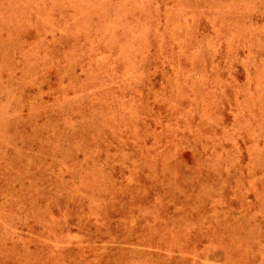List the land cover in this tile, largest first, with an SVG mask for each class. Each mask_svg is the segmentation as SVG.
<instances>
[{"label": "rangeland", "instance_id": "rangeland-1", "mask_svg": "<svg viewBox=\"0 0 264 264\" xmlns=\"http://www.w3.org/2000/svg\"><path fill=\"white\" fill-rule=\"evenodd\" d=\"M0 264H264V0H0Z\"/></svg>", "mask_w": 264, "mask_h": 264}]
</instances>
